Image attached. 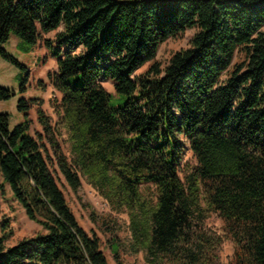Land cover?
<instances>
[{
    "label": "trees",
    "instance_id": "trees-1",
    "mask_svg": "<svg viewBox=\"0 0 264 264\" xmlns=\"http://www.w3.org/2000/svg\"><path fill=\"white\" fill-rule=\"evenodd\" d=\"M189 29L197 30L189 47L166 65L156 60L163 43ZM12 35L42 43L56 60L48 78L62 98L56 123L38 107L37 137L30 112L39 99L20 100L25 120L12 129L0 113V264H110L54 166L75 193L84 177L113 211L128 214L125 250L148 264H218L227 239L230 264H264V0H0V57L26 69L4 48ZM15 95L0 86V102ZM184 139L197 165L182 177ZM8 191L41 227L13 246L2 215ZM213 214L223 234L207 229ZM112 229L109 248L122 264Z\"/></svg>",
    "mask_w": 264,
    "mask_h": 264
},
{
    "label": "rangeland",
    "instance_id": "rangeland-1",
    "mask_svg": "<svg viewBox=\"0 0 264 264\" xmlns=\"http://www.w3.org/2000/svg\"><path fill=\"white\" fill-rule=\"evenodd\" d=\"M196 31V29H189L183 35L171 38L163 43L158 51L156 60L166 65L175 52L189 47V42ZM49 36L52 37L53 34H46V38ZM4 48L23 64L26 69H22L0 57V86L14 91L16 94L12 100L0 102V113L9 114L10 128L12 129L15 125L25 120L23 112L18 108L20 100L23 98L28 101L39 99L37 106L33 107L30 112V117L33 119L32 133L37 137L39 133H42V127L37 121L38 107H41L52 118L53 123L58 121L56 112L59 108L60 99L55 96L56 92L48 78L49 74L55 72L56 62L51 61L48 55L44 53L46 49L42 43L36 47H31V45L22 42L15 35L11 36L10 41L5 44ZM240 60H242V56L237 55L234 62L237 63ZM148 65L141 68L138 74L146 71ZM24 80H26V92L22 93L20 92V88ZM100 84L109 93H115L114 84L111 81H101ZM122 103L117 97H113L112 104L114 106H120ZM59 130L58 140L61 148L64 154L71 159L68 135L64 129L59 128ZM184 142L186 151L181 172L182 177L184 176L183 171L187 166L194 167L197 165V160L190 150L189 142L185 139ZM53 172L59 180V184L81 225L88 233H96L101 239L103 250L110 264H117L109 248L110 227L113 228L112 232L118 233V238L122 244V264H148L143 253L133 255L125 250V246L129 245L132 240V233L129 228L130 219L126 212L119 213L113 211L108 201L84 177H81L82 186L79 192L75 193L66 183L58 167L54 166ZM141 189L149 196L155 190L151 185L142 186ZM93 210L96 213L95 216L98 218V224L91 217ZM2 215L11 220V227L13 229V235L7 241L8 246H13L26 237H33L41 230V227L30 221L24 209L12 199L10 191H8L6 197L2 200ZM205 225L210 232L216 234H223L224 232L223 221L216 214L208 217ZM105 232L107 233L105 234ZM233 254L234 243L232 240L227 239L219 250L218 264H230Z\"/></svg>",
    "mask_w": 264,
    "mask_h": 264
},
{
    "label": "crops",
    "instance_id": "crops-1",
    "mask_svg": "<svg viewBox=\"0 0 264 264\" xmlns=\"http://www.w3.org/2000/svg\"><path fill=\"white\" fill-rule=\"evenodd\" d=\"M57 32H58V31H53V32L48 33L47 35L53 34L52 37L49 36L48 38L54 39L55 36H56V34H57ZM39 44H40V43H39ZM44 48H45V47H44ZM45 49H46V48H45ZM44 53H46V54L48 55L47 50H45ZM50 60L56 62V60H54V59H52V58H50ZM56 71H57V63H56V67H55V72H56ZM54 90H55V92H56V95H55V96L61 100V98H62V94L59 93L55 88H54ZM35 106H37V105H34V107H35Z\"/></svg>",
    "mask_w": 264,
    "mask_h": 264
}]
</instances>
